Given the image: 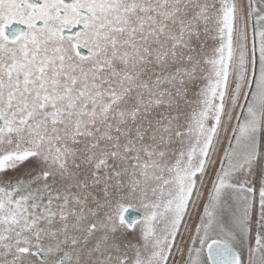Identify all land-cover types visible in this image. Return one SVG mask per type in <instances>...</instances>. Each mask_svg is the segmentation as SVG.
Masks as SVG:
<instances>
[{"label": "snow or ice", "instance_id": "1", "mask_svg": "<svg viewBox=\"0 0 264 264\" xmlns=\"http://www.w3.org/2000/svg\"><path fill=\"white\" fill-rule=\"evenodd\" d=\"M0 264H264V0H0Z\"/></svg>", "mask_w": 264, "mask_h": 264}]
</instances>
